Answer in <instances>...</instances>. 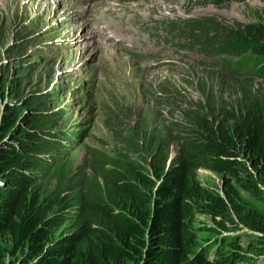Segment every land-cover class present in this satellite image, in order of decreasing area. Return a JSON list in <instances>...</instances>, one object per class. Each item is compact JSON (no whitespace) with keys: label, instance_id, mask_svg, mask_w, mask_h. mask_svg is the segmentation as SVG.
Masks as SVG:
<instances>
[{"label":"rangeland","instance_id":"374dc122","mask_svg":"<svg viewBox=\"0 0 264 264\" xmlns=\"http://www.w3.org/2000/svg\"><path fill=\"white\" fill-rule=\"evenodd\" d=\"M102 2L106 6L91 9ZM57 3L0 0V106L17 104L18 122L26 129L61 140L40 153L46 170L32 185V190L59 197L68 194L79 176L102 194L99 169L121 159L147 168V149L162 143L171 122L184 120L188 105L210 94L233 101L239 93L230 87L237 82L225 76L234 70L215 67L216 56L204 54L207 48L192 39H212L216 31L219 41L222 28L264 18V0H82L66 11ZM200 21L215 28L196 30ZM236 79L248 81L251 88L262 84L251 74ZM175 152L176 144L170 142L165 167ZM195 176L203 187L222 193L221 175L198 168ZM235 187L264 210L263 203ZM206 227H213L210 217L195 213L192 229L200 243L221 234ZM253 236L258 235L246 228L233 234L241 245ZM0 242L7 251V237ZM16 260V254L7 253L4 264ZM236 264H264V254Z\"/></svg>","mask_w":264,"mask_h":264},{"label":"trees","instance_id":"16d2710c","mask_svg":"<svg viewBox=\"0 0 264 264\" xmlns=\"http://www.w3.org/2000/svg\"><path fill=\"white\" fill-rule=\"evenodd\" d=\"M193 27L215 28L210 21ZM221 30L219 41L215 31L192 44L219 56L215 67L234 70L225 79L237 82L230 89L238 96L226 102L210 94L188 105L184 120L165 128L163 144L147 149V168L123 159L100 168L102 194L81 176L63 197L32 190L47 165L40 153L61 140L26 129L17 104L0 106V240L10 244L6 251L0 242V264L7 253L17 264H236L264 254V210L235 187L264 205V18ZM250 74L260 89L236 79ZM170 142L176 152L165 167ZM198 168L221 175L220 195L198 182ZM195 213L210 217L205 230L221 234L200 243ZM241 228L256 240L241 245L233 237Z\"/></svg>","mask_w":264,"mask_h":264},{"label":"bare ground","instance_id":"6f19581e","mask_svg":"<svg viewBox=\"0 0 264 264\" xmlns=\"http://www.w3.org/2000/svg\"><path fill=\"white\" fill-rule=\"evenodd\" d=\"M51 1V0H50ZM56 2L58 1V3L56 4V6L58 7L59 5L62 7L61 9H63V11H66L67 8L69 9H73L74 7L76 6H79L82 3V0H55ZM47 4H49L48 1H46ZM105 2H102V3H96V4H92L91 5V9L94 11V9H96L97 7H102V6H106ZM156 6V5H155ZM141 7H145V5H142V6H136L134 9H137V8H141ZM98 9V8H97ZM107 13H110L112 12L111 9H108L106 10ZM113 13V12H112ZM101 30V28H99ZM109 29V28H108ZM103 32H105V29L103 30ZM83 38V37H82ZM81 38V39H82ZM106 40H110V37H106ZM96 48L98 47L97 44H95ZM97 50L99 51V48H97ZM107 51L108 48H106ZM111 51V50H110Z\"/></svg>","mask_w":264,"mask_h":264},{"label":"clouds","instance_id":"9594fccd","mask_svg":"<svg viewBox=\"0 0 264 264\" xmlns=\"http://www.w3.org/2000/svg\"><path fill=\"white\" fill-rule=\"evenodd\" d=\"M249 71H255V67L250 68V67H246Z\"/></svg>","mask_w":264,"mask_h":264}]
</instances>
